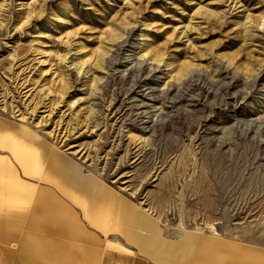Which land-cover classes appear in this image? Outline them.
Here are the masks:
<instances>
[{
  "label": "rangeland",
  "instance_id": "obj_1",
  "mask_svg": "<svg viewBox=\"0 0 264 264\" xmlns=\"http://www.w3.org/2000/svg\"><path fill=\"white\" fill-rule=\"evenodd\" d=\"M0 150L109 247L264 264V0H0Z\"/></svg>",
  "mask_w": 264,
  "mask_h": 264
},
{
  "label": "crops",
  "instance_id": "obj_2",
  "mask_svg": "<svg viewBox=\"0 0 264 264\" xmlns=\"http://www.w3.org/2000/svg\"><path fill=\"white\" fill-rule=\"evenodd\" d=\"M56 160L67 168L65 159ZM110 242L85 222L54 179L24 175L0 150V264H154Z\"/></svg>",
  "mask_w": 264,
  "mask_h": 264
},
{
  "label": "bare ground",
  "instance_id": "obj_3",
  "mask_svg": "<svg viewBox=\"0 0 264 264\" xmlns=\"http://www.w3.org/2000/svg\"><path fill=\"white\" fill-rule=\"evenodd\" d=\"M126 63H128V62H126ZM149 118H150V117H147V119H148V123H149Z\"/></svg>",
  "mask_w": 264,
  "mask_h": 264
}]
</instances>
